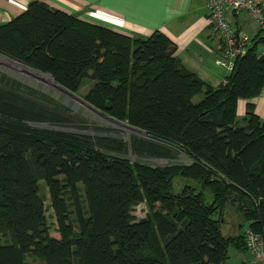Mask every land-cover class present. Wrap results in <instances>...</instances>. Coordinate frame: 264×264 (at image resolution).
<instances>
[{
	"label": "trees",
	"instance_id": "obj_1",
	"mask_svg": "<svg viewBox=\"0 0 264 264\" xmlns=\"http://www.w3.org/2000/svg\"><path fill=\"white\" fill-rule=\"evenodd\" d=\"M261 45L264 30L212 87L158 31L129 37L39 1L0 25V56L73 94L90 81L89 105L145 133L125 145L36 128L71 114L0 74V264H225L229 247L246 252L244 234L224 233L228 207L264 240V120L252 105L242 124L236 119L238 100L264 88ZM114 147L166 160L182 152L189 163L154 167L103 151ZM40 181L58 238L49 234ZM141 203L147 214L137 220L131 210Z\"/></svg>",
	"mask_w": 264,
	"mask_h": 264
},
{
	"label": "crops",
	"instance_id": "obj_2",
	"mask_svg": "<svg viewBox=\"0 0 264 264\" xmlns=\"http://www.w3.org/2000/svg\"><path fill=\"white\" fill-rule=\"evenodd\" d=\"M33 1L129 37L144 39L158 31L176 46L175 56L181 64L203 82L217 87L226 77L218 65L219 42L210 31L207 0H0V25L23 13ZM231 19L245 33L247 29L256 30L251 39L257 35L248 15L243 13ZM248 105L264 120V88L258 97L238 100L236 119L240 124Z\"/></svg>",
	"mask_w": 264,
	"mask_h": 264
},
{
	"label": "rangeland",
	"instance_id": "obj_3",
	"mask_svg": "<svg viewBox=\"0 0 264 264\" xmlns=\"http://www.w3.org/2000/svg\"><path fill=\"white\" fill-rule=\"evenodd\" d=\"M246 17V16H244ZM246 33L252 37L256 30L247 29ZM6 61L16 63L10 59L0 56V74L5 75L11 79L18 81L23 87L30 88L31 90L37 91L40 94L45 95L50 98L54 102H56L60 106H64L67 111L70 112L72 120L68 123H64L62 125H53V124H33L34 127L39 129H51V130H61L66 132H72L76 134H82L89 137L94 138L97 137H109L115 139L116 142H120L121 144H127L129 138L132 135L138 136V133L130 131L128 128H124L120 125H125L129 128L126 123H119L112 120L108 115L103 112L95 109L93 106L89 105L84 99V95L91 87L90 81H84L81 85L77 94H73L72 96L66 95L55 88H48L43 83L34 80L24 71H20L11 65L5 63ZM20 66L30 70L34 75H45L47 78H50L46 74H42L38 71H35L31 68L25 67L21 64ZM24 72V73H23ZM53 85L55 84L52 81ZM70 93V92H69ZM71 94V93H70ZM200 96L195 98L194 101H198ZM87 105L90 107H87ZM141 136V135H140ZM139 136V137H140ZM119 143H116L114 146H117ZM103 151L109 155L124 157L131 162H140L150 166H167L175 163L179 164H188V158L182 153H178L177 157L174 160H166L153 158L150 156H140L137 157L130 150H126V148H109ZM181 181L177 180V187H179ZM39 185V196L42 199L43 207L45 208V217L48 226H50L49 234L52 237L58 238L57 233H55V222L53 219V213L50 209L49 204V195L47 189L44 185L43 181L38 183ZM176 188V182H175ZM177 189V188H176ZM147 214V207L144 203L135 205L132 207L131 216L134 219H143ZM224 223V233L225 235H233L236 233L244 234L246 229L248 228L247 223H243L240 216L233 211L232 208L228 207L224 214L223 218ZM241 225V227H239ZM238 226V227H237ZM249 255L245 252H240L233 247H229L227 251V259L225 264H247V260L249 259ZM26 264H39L40 262L33 260L32 258L26 257Z\"/></svg>",
	"mask_w": 264,
	"mask_h": 264
},
{
	"label": "built area",
	"instance_id": "obj_4",
	"mask_svg": "<svg viewBox=\"0 0 264 264\" xmlns=\"http://www.w3.org/2000/svg\"><path fill=\"white\" fill-rule=\"evenodd\" d=\"M208 22L213 36L218 38V65L228 76L238 59L245 56L251 37L239 30L232 17L246 14L256 29L264 30V0H207ZM264 54V45L259 46L257 58ZM225 79V78H224ZM248 264H264V240L259 234L246 229L244 233Z\"/></svg>",
	"mask_w": 264,
	"mask_h": 264
},
{
	"label": "bare ground",
	"instance_id": "obj_5",
	"mask_svg": "<svg viewBox=\"0 0 264 264\" xmlns=\"http://www.w3.org/2000/svg\"><path fill=\"white\" fill-rule=\"evenodd\" d=\"M5 63H7L8 65H11L12 67H14V68H16V69H18V70H20V71H24V72H25L26 74H28L31 78H33V79L36 80V81H39V82L43 83L46 87H48V88H55L56 90H59L58 88H56L57 86H55V84L53 85V83H52V79H51V78H47L45 75H39V76H36V75H34L30 70H28V69H26V68L20 66L19 64L17 65V64H15V63H13V62H9V61H6V60H5ZM24 72H23V73H24ZM120 126L126 128V129L128 128L130 131L135 132V133H138V134L140 135L139 132L134 131V130H132L131 128L125 126V125H120ZM135 135H136V134H135Z\"/></svg>",
	"mask_w": 264,
	"mask_h": 264
},
{
	"label": "water",
	"instance_id": "obj_6",
	"mask_svg": "<svg viewBox=\"0 0 264 264\" xmlns=\"http://www.w3.org/2000/svg\"><path fill=\"white\" fill-rule=\"evenodd\" d=\"M49 77L52 79V81H54V80H53V77H51V76H49ZM55 86H57L56 88H58L60 92H62V93H64V94H66V95H69V96L73 97V96H72V93L70 94L67 90L63 89V88L60 87L59 85L55 84ZM87 107H89V106L87 105ZM89 108H90V107H89ZM106 109H109V104H108V103H106ZM131 129L134 130V131H138V130H136V129H134V128H131ZM138 132L140 133V135H141L142 137L145 136V133H144V132H140V131H138Z\"/></svg>",
	"mask_w": 264,
	"mask_h": 264
}]
</instances>
